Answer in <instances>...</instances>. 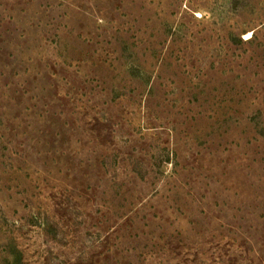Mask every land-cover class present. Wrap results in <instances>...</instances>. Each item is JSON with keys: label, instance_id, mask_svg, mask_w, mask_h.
<instances>
[{"label": "rangeland", "instance_id": "374dc122", "mask_svg": "<svg viewBox=\"0 0 264 264\" xmlns=\"http://www.w3.org/2000/svg\"><path fill=\"white\" fill-rule=\"evenodd\" d=\"M0 264H264V0H0Z\"/></svg>", "mask_w": 264, "mask_h": 264}]
</instances>
